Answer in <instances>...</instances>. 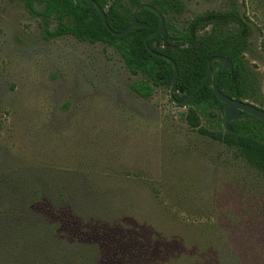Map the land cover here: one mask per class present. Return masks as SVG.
I'll use <instances>...</instances> for the list:
<instances>
[{
  "label": "rangeland",
  "instance_id": "obj_1",
  "mask_svg": "<svg viewBox=\"0 0 264 264\" xmlns=\"http://www.w3.org/2000/svg\"><path fill=\"white\" fill-rule=\"evenodd\" d=\"M181 1L180 31L245 17L264 101V0ZM36 8L0 0V264H264V174L212 136L223 113L191 127L170 87L140 97L112 46L51 38Z\"/></svg>",
  "mask_w": 264,
  "mask_h": 264
},
{
  "label": "trees",
  "instance_id": "obj_2",
  "mask_svg": "<svg viewBox=\"0 0 264 264\" xmlns=\"http://www.w3.org/2000/svg\"><path fill=\"white\" fill-rule=\"evenodd\" d=\"M32 13H38L36 5L44 6L41 15L45 19H55L57 28L48 32L51 38L74 36L81 42H103L112 46L122 57L127 68L141 73L146 80L132 84L133 91L144 99H149L157 87H170L174 78L173 64L155 56L147 48L171 58L178 66L179 76L175 96L179 100L188 97L205 78L210 61L225 57L233 64V71L225 70L218 61L211 68L207 83L195 94L188 106L187 121L193 128L200 127L201 114L220 111L225 119V104L216 96L212 78L225 95L240 101L254 99L258 107L264 109V101L256 97V87L249 75L245 62V51L251 28L235 6L228 12H207L192 20L184 31L168 24L170 15L183 12L181 0H154L152 6L158 8L165 17L167 38L156 36L161 25L160 16L149 8L137 14V20L144 27L134 28L129 34L114 35L104 24L97 7L86 0H21ZM106 12L111 30L124 31L132 22L139 0H95ZM232 27H237L233 29ZM209 28V30H207ZM231 130L213 133L217 140L228 147L237 148L239 157L264 174V122L248 113H242L239 120L230 123ZM72 223V222H71ZM73 224V223H72ZM70 229H74L69 227Z\"/></svg>",
  "mask_w": 264,
  "mask_h": 264
},
{
  "label": "water",
  "instance_id": "obj_3",
  "mask_svg": "<svg viewBox=\"0 0 264 264\" xmlns=\"http://www.w3.org/2000/svg\"><path fill=\"white\" fill-rule=\"evenodd\" d=\"M86 1L94 4L97 7V9L99 10V12H100V14H101V16L103 18V21H104L105 26L114 35L119 36V37H122V36H125V35L129 34L134 28L144 27L145 24L144 23H141V22H139L137 20V14L143 8H149L152 11H154L155 13H157L160 16V19H161V25H160L159 29L156 31L155 35L158 36V37L159 36H163L164 39L167 38L168 32L166 30L165 17L162 15V13L160 12V10L158 8H156V7H154V6L150 5V4H145V3L140 4L135 9V11L133 13V17H132L131 24L124 31H122V32H115V31L111 30V28H110V26L108 24L106 12L104 11V9H102L100 7V5L95 0H86ZM149 37L146 39V45H147V48L151 51V53L153 55H155V56L162 57V58L168 60L170 63L173 64V67H174V78H173V83H172V86H171V89H170V98H171V100L175 104H177L179 106L188 107L191 104V101L194 98L195 94L210 79L211 74H212V68H211V66H212V64L215 61H218L221 64V66L223 67V69L233 71V64H232V62L229 59H227L225 57H220V56H217V57L213 58L210 61V63H209L208 72H207L204 80L199 85H197L195 87V89L193 90V92L188 97H186L183 100H179L175 96L176 89H177V81H178V76H179L178 66H177V64L171 58H169V57H167L165 55L159 54V53L151 50L150 47H149V45H148V39H149ZM212 87H213V90H214L216 96L218 97V99L222 103L225 104L226 126L229 128V130H231L230 123L232 121L239 120L242 117V113H244V112L245 113H248V114L252 115L253 117H255L256 119L264 122V109H261L260 107L254 105L252 103L246 102V101H240V100H237V99H233V98L225 95L224 93H222L220 91V89L218 88V86H217V83H216V80H215V76L212 78Z\"/></svg>",
  "mask_w": 264,
  "mask_h": 264
}]
</instances>
